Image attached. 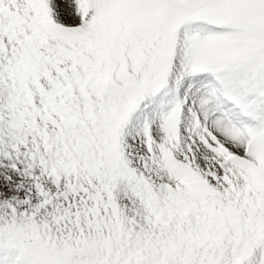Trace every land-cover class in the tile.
Returning a JSON list of instances; mask_svg holds the SVG:
<instances>
[{"label": "snow or ice", "instance_id": "1", "mask_svg": "<svg viewBox=\"0 0 264 264\" xmlns=\"http://www.w3.org/2000/svg\"><path fill=\"white\" fill-rule=\"evenodd\" d=\"M0 264H264V0H0Z\"/></svg>", "mask_w": 264, "mask_h": 264}]
</instances>
